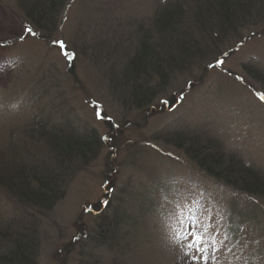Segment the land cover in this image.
Masks as SVG:
<instances>
[{
  "label": "rangeland",
  "instance_id": "1",
  "mask_svg": "<svg viewBox=\"0 0 264 264\" xmlns=\"http://www.w3.org/2000/svg\"><path fill=\"white\" fill-rule=\"evenodd\" d=\"M158 2L68 0L59 29L40 37L26 30L15 0H0L2 165L13 169L49 162L47 146L33 150L31 139L17 134L36 102L28 99L34 81L41 82L40 105L53 101L64 120L89 123L107 141L100 156L78 173H61L64 192L53 208L33 209L41 240L39 264H181L180 254L190 255V250L199 262L212 257L210 264H227L222 226L227 217L235 218L230 217L235 205L246 214L248 196L200 169L167 134L178 127L211 137L264 176V11L249 13L224 36H204L202 54L187 68L173 70L169 89L157 95L151 109L130 108L116 98L100 65L101 53L119 73L141 36L138 26L149 29ZM118 28L124 30L115 32ZM59 41L75 54L74 62L62 56ZM166 100L177 107L169 110ZM130 204L136 218L121 230L115 250L79 246L97 217L115 205ZM22 209L19 198L0 187V219L9 220ZM259 225L264 237V218ZM248 229L240 230L245 242H255ZM252 264H264V258Z\"/></svg>",
  "mask_w": 264,
  "mask_h": 264
},
{
  "label": "trees",
  "instance_id": "2",
  "mask_svg": "<svg viewBox=\"0 0 264 264\" xmlns=\"http://www.w3.org/2000/svg\"><path fill=\"white\" fill-rule=\"evenodd\" d=\"M15 1L27 29H31V33L40 37L59 29L62 12L68 2V0ZM256 9L264 11V0L158 2L156 11L150 19L152 25L149 29L143 25L138 26L141 36L137 43L132 45V51L125 55L127 59L119 73H116L112 66L113 60L108 58L106 53H101L103 60H100L102 63L100 65L103 66L104 72L106 71L119 103L124 105L125 100L130 108L151 109L158 99L157 95L169 89L168 82L173 70L187 68L202 54L204 36L211 37L215 32L219 36H224L235 30V27ZM123 30L118 28L115 32ZM57 47L62 50V56L69 60V64L75 61V54L69 52L68 46ZM89 48L93 50L92 47ZM123 50L121 47L118 53ZM19 72L22 74L21 70L17 71L16 68V73ZM72 78L75 79L74 72ZM39 84H41L39 81L32 83L33 92L28 95V99L33 97L36 102L33 104L31 102L30 108L33 111H28L31 115L17 134L29 137L33 143V150H38L42 144L47 146L49 162L45 166H31L26 163L28 166L12 169L2 165L4 157L0 154V187L17 196L23 205V209L17 215L9 217V220L0 219V240L6 243V246L0 247V264H39L37 251L41 246V240L39 223L33 209L37 212H46L53 208L64 192L60 187V175H63L61 173L66 171L78 173L76 171L80 166L88 165L100 156L102 148L104 149L107 143L105 135L89 123L64 120L61 112L53 110L56 105L53 101H48L44 106L40 105L39 100L44 96L37 95ZM15 100L22 102L19 96H16ZM163 102L165 107L171 105L168 100ZM167 138L175 143L174 146L184 151L185 156L199 165L200 169H205L223 182L225 187L248 196L245 201L248 207L245 209L246 214L241 215V207L235 205L230 216L235 218L229 220L227 217L222 226L225 229L222 231L221 244L227 249L221 251L228 252L226 263L252 264L256 257L264 258V237L258 229L259 220L264 218V176L261 172L243 159L228 154L219 142L199 132L185 133L176 127L172 129L171 134H167ZM11 151L8 152L9 156L12 155ZM132 210L134 208L131 204L115 205L112 211L110 207L107 214L97 217L85 241L79 246L84 251L116 248L114 243L120 240L118 235L121 230L128 228L136 218L131 214ZM244 227L247 229L250 227L248 229L250 233L247 235H250L249 238L255 235V242H251L253 241L251 239L247 242L251 244L245 242V233L240 231ZM71 251L73 252V249ZM189 254L186 252L180 254L181 264H210L212 260V257H205L199 262V257L194 255L192 250Z\"/></svg>",
  "mask_w": 264,
  "mask_h": 264
},
{
  "label": "snow or ice",
  "instance_id": "3",
  "mask_svg": "<svg viewBox=\"0 0 264 264\" xmlns=\"http://www.w3.org/2000/svg\"><path fill=\"white\" fill-rule=\"evenodd\" d=\"M29 32H31V29H28ZM58 43L61 44V46L63 47V42L62 41H59ZM218 63H220V61H218ZM0 72H2V69H0Z\"/></svg>",
  "mask_w": 264,
  "mask_h": 264
}]
</instances>
